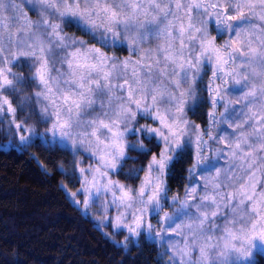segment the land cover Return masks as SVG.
I'll return each instance as SVG.
<instances>
[{"label": "clouds", "instance_id": "clouds-1", "mask_svg": "<svg viewBox=\"0 0 264 264\" xmlns=\"http://www.w3.org/2000/svg\"><path fill=\"white\" fill-rule=\"evenodd\" d=\"M27 3L37 12L30 22L16 0L0 3V70L12 82L0 83V98L15 116L23 113L32 139L69 153L58 169L78 171L84 195L91 191L80 206L107 217L111 194L123 223L141 218L128 238L138 243L143 231L165 264H247L232 245H244L252 222L264 217V0ZM74 54L96 67L77 68ZM20 58L25 71L11 67ZM66 94L79 108L63 103ZM57 109L69 134L46 141ZM6 114L4 104L0 118ZM193 115L206 118L203 127ZM181 153L182 192L169 186ZM121 171L128 181L113 178ZM128 238L117 246L127 250Z\"/></svg>", "mask_w": 264, "mask_h": 264}, {"label": "trees", "instance_id": "trees-1", "mask_svg": "<svg viewBox=\"0 0 264 264\" xmlns=\"http://www.w3.org/2000/svg\"><path fill=\"white\" fill-rule=\"evenodd\" d=\"M65 31L83 35L72 25H66ZM117 53L128 54L126 49ZM11 67L25 71L28 61L20 58ZM22 117L23 113L18 112L15 119L20 121ZM192 119L202 127L206 123L204 116L193 115ZM10 120L8 117L0 123V264H164L161 249L144 233L138 243L128 238L127 250L118 247L126 232H115L111 224L100 226L71 199L69 192H76L82 180L78 171L68 174V169L64 173L58 169L59 161L67 163L69 153L36 138L21 143L10 130L14 128ZM45 140L51 141L49 133ZM179 155L173 166L176 175L169 178V186L182 192L184 153ZM145 160L140 157L142 165ZM114 177L129 180L123 171ZM252 264H264V253L257 252Z\"/></svg>", "mask_w": 264, "mask_h": 264}, {"label": "snow or ice", "instance_id": "snow-or-ice-1", "mask_svg": "<svg viewBox=\"0 0 264 264\" xmlns=\"http://www.w3.org/2000/svg\"><path fill=\"white\" fill-rule=\"evenodd\" d=\"M3 0H0V3H2ZM68 12L72 15H75L76 12L75 10H73L71 7L68 8ZM21 15L23 16V13H21ZM112 17L115 18L116 13L112 12L111 13ZM25 18H27L26 16H24ZM30 22V19H29ZM56 29L59 28L58 25L54 26ZM96 52H99V49H95ZM219 58V55H218ZM73 62L69 63V66H72ZM74 63L75 66L77 68L80 67H89V68H94L96 67L95 65H89L87 63L86 58L85 59H81L79 56L74 54ZM40 73V79L43 80L44 79V75H43V71L42 69H38L37 70ZM105 79L108 78L109 73L106 71L105 74ZM0 83H8L11 84L12 82L10 80L7 79V77L4 75L3 70H0ZM81 87H83V84L80 85ZM97 86H99V82H97ZM129 95L131 96V92H129ZM3 100L2 103H0V109H2L4 107V104H7V109L8 112L11 113L13 115V120H12V125L14 126L13 129H10L13 131L14 135H18L19 141L21 143H31L32 142V133H33V129L27 127L22 121H18L17 119H15V112L16 109L13 107L12 102L8 101L6 98H0ZM81 100L84 99L83 96H81L80 98ZM64 104H70L72 107L74 108H79L80 106V101L74 99L72 96L69 95H65L64 100H63ZM137 104H139V101H137ZM71 111V108L69 109ZM103 124V122H101ZM107 126V125H104ZM70 128V124L68 122V120L66 119H62L61 115H60V110L57 109V111H55L53 113V123L52 126L50 128L47 129L48 132H51L53 134H56L57 132L59 133V135H61L62 137L67 136L68 133V129ZM24 133H28L27 135H25ZM115 135V133H114ZM153 159L155 160L156 158L153 157ZM161 167H163V164L161 163ZM80 173H84L85 169L84 168H80L79 169ZM100 169H97V172H99ZM84 179H87V176L84 177ZM96 183V178L93 177L90 181L89 184L94 186ZM109 183H111V181H109ZM62 187L67 188L66 184H62ZM121 197L122 198H130V192L126 191L123 189V186L121 185ZM89 195L88 197L84 200V205L87 206L89 203V200L91 198V191L88 190ZM71 196L75 197L76 196V192H71L70 193ZM262 196H264V194H261ZM252 197H249V199H251ZM77 203H79V201H76ZM259 206V204H258ZM115 227H121L123 226L124 228H126L130 233L133 234H137L136 233V229L138 227L141 226V218H137L136 219V223L135 225L132 224H127V223H123L122 217L120 216H116L115 217ZM232 238L233 240H235L237 238L236 234H232ZM260 240L262 243H264V217H260L258 216L257 220L253 221L252 224L250 225L249 229L247 230V232L244 235V241L245 244L241 245L240 247H236L234 244L232 245V249L233 251L237 252L238 256L243 257L245 259H248L252 256V248L255 247L256 245V241Z\"/></svg>", "mask_w": 264, "mask_h": 264}, {"label": "rangeland", "instance_id": "rangeland-1", "mask_svg": "<svg viewBox=\"0 0 264 264\" xmlns=\"http://www.w3.org/2000/svg\"><path fill=\"white\" fill-rule=\"evenodd\" d=\"M16 2L19 4L20 6V9L22 10V13H23V16H26L28 19H33L36 17L37 15V12H36V9L34 7H32L30 4L27 3V0H16ZM31 9L34 10L36 13L35 14H32L31 12ZM8 117H11L13 119V116L11 114H6L5 117L3 118H0V123L3 121V120H6ZM25 135H27L28 133H24ZM49 134L51 135V139L53 138V136H59V133L57 132L56 134H53L51 132H49ZM26 143V142H25ZM24 144V143H23ZM85 159H87V157H85ZM80 167V165H79ZM85 167L87 168V164L85 165ZM85 175H89L87 172H85ZM110 176H113L112 173H109ZM115 178V177H113ZM89 179H91V177L89 176ZM103 179V178H102ZM116 179V178H115ZM81 180H82V184L80 186V188L76 191V196H75V199H72L74 201L75 204H77L83 211L86 215H89L91 216L92 218H94L97 223L102 226V227H105L107 226L108 224H111L112 225V228L115 232H119V231H124L126 232L127 236L126 238L129 237V234L127 232V229L124 228L123 226H121L119 229H117L114 224H115V217H116V209L114 207V205H111L110 204V201H111V194H108V196L106 197L105 199V202L106 203H109V214L107 217H102L100 215L99 212H95V215H93V212L92 211H88L86 212L85 209H83L80 205L81 203L87 198L85 195H84V180L83 178L81 177ZM71 192H69V195L71 197ZM76 201H79V203H77ZM95 208L96 206L94 205L93 206V211H95ZM101 220H103L104 222L101 223ZM125 222L126 223H131L130 220L127 219V216L125 217ZM151 222H155L154 220L151 221ZM143 233V231H141L140 235ZM169 235H173L172 233H169ZM110 236L113 238L114 236L110 233ZM140 237V236H139ZM131 239V238H130ZM257 252H262L264 253V245L262 244H256L255 247L252 248V256L248 259H246L247 261V264H252L253 263V260L255 258V254ZM245 259V258H244ZM167 260V256H164V264H165V261Z\"/></svg>", "mask_w": 264, "mask_h": 264}]
</instances>
